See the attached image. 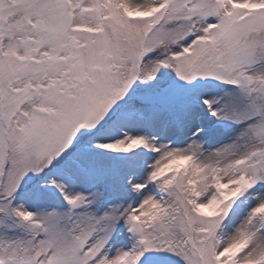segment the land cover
Listing matches in <instances>:
<instances>
[{"label":"snow or ice","instance_id":"snow-or-ice-1","mask_svg":"<svg viewBox=\"0 0 264 264\" xmlns=\"http://www.w3.org/2000/svg\"><path fill=\"white\" fill-rule=\"evenodd\" d=\"M0 264H264V0H0Z\"/></svg>","mask_w":264,"mask_h":264}]
</instances>
